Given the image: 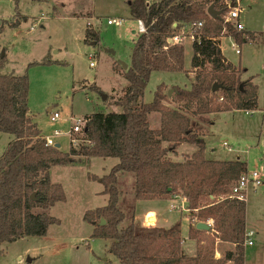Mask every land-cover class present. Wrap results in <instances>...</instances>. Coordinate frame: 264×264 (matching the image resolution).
<instances>
[{
  "label": "trees",
  "instance_id": "16d2710c",
  "mask_svg": "<svg viewBox=\"0 0 264 264\" xmlns=\"http://www.w3.org/2000/svg\"><path fill=\"white\" fill-rule=\"evenodd\" d=\"M13 1L16 15L17 0ZM210 4L223 13L228 10L225 0L128 1L131 18L140 19L145 32L135 37L123 75L126 84L113 100L120 111L87 115L81 131L85 143L79 149L71 141L65 152L46 144L29 115L27 75L3 73L5 56H0V132L11 137L0 155V242L42 236L50 224L58 223L49 208L64 195L60 184L49 179L51 166L95 156L116 157L109 172L98 177L107 195L106 204L86 211L84 219L92 224V236L109 240L108 251L119 264H243L246 203L231 195V187L246 172V162L206 158L205 142L196 132L197 122L192 116L256 109L255 84L249 77L241 78L243 70L230 64L218 45L221 35H230L239 44L253 35L229 22L223 23L222 31L223 18L213 19L206 12ZM197 21L203 26L191 45L193 80L188 88L172 86V100L183 106L163 103L168 93L162 83L156 86L152 99L144 102V89L152 71L182 70L183 44L166 41L172 24ZM10 25L18 23L12 21ZM84 33L85 42L98 41L93 29L86 28ZM207 64L210 69H205ZM214 82L220 84L216 91L211 90ZM153 112L159 113L158 127L150 126ZM182 143L195 149L184 159L175 160L173 156ZM124 173L133 175L135 200L179 195L186 201L189 219L211 220L207 230L196 228L195 223L188 225L187 238L195 240L193 252L189 253L183 243L180 222L167 227L146 225L118 205L121 191L117 182ZM101 218L103 225L99 224ZM216 240L231 243L233 250L215 257Z\"/></svg>",
  "mask_w": 264,
  "mask_h": 264
},
{
  "label": "rangeland",
  "instance_id": "374dc122",
  "mask_svg": "<svg viewBox=\"0 0 264 264\" xmlns=\"http://www.w3.org/2000/svg\"><path fill=\"white\" fill-rule=\"evenodd\" d=\"M128 1L17 0L18 9L14 15L15 2L0 0V53L3 51L5 56L2 72L27 75L29 115L41 133L52 137L64 152L68 151L70 141L76 149L85 143L81 131L70 132L71 117L85 118L94 112L120 111V107L113 104L126 84L125 69L120 62L129 64L138 35L136 19L130 16ZM235 5L241 10L237 20L253 37L240 44L235 41L240 49L238 54L231 49V39L227 36L219 37V48L230 64L243 70L241 78L249 77L255 84L257 107L254 110L229 109L192 118L197 122L196 132L203 139L205 137L211 156L243 160L247 172H261L262 183L248 188L245 193V229H253L255 233L252 235L253 244L243 245L245 264H264V0H238ZM113 18L121 19L120 23L108 24L107 20ZM222 18L227 19V12ZM12 21L18 25L11 26ZM227 21L234 22L233 19ZM86 28L97 33L96 43L84 41ZM191 45L189 39L183 44L181 71L150 73L142 97L144 102L152 99L159 83L163 84L164 91L174 85L190 86L195 73L190 62ZM91 60L93 66L89 65ZM210 68L208 64L205 67ZM172 92L163 103L181 108V102L172 100ZM53 111H58V117L52 121L49 116ZM159 119V113L153 112L149 117L150 126L158 127ZM10 139L8 134L0 132V155ZM194 149V145L182 143L177 147L175 159H184ZM116 162V157L95 156L73 164L51 166L49 179L60 184L64 195L63 200L49 208V214L57 218L58 223L50 224L42 236L0 242V264H119L108 251L109 240L92 236V224L84 219L86 211L106 204L107 195L103 193L98 177L108 173ZM133 183L132 174L119 176L118 205L126 213H134L136 220L141 218L148 223L146 225H152V221L149 222L152 218L142 217L155 202L135 200ZM166 199L174 202H160V207H169L173 219L180 222L185 231L186 201L180 202L177 197ZM189 220L196 223L194 219ZM223 243L229 246L228 249L233 248L231 243ZM219 244L220 241L216 240L215 257H221L228 247ZM185 247L189 253L193 252L195 240L188 239Z\"/></svg>",
  "mask_w": 264,
  "mask_h": 264
},
{
  "label": "built area",
  "instance_id": "2783aa9c",
  "mask_svg": "<svg viewBox=\"0 0 264 264\" xmlns=\"http://www.w3.org/2000/svg\"><path fill=\"white\" fill-rule=\"evenodd\" d=\"M225 2L227 3L228 6V10H227V19H222V31L224 30V22H231V21H227L229 19H233L234 22H232L233 26H235L237 29H244L243 25L237 20L238 16H239V12L241 11L240 9L236 8L235 3L232 0H225ZM235 2H238V0H235ZM233 3V6H230V4ZM121 19H108L107 23L108 24H113V23H120ZM203 26V22L202 21H197V22H190V23H179L177 24L176 22H174L172 24V28L173 30L170 32V34L167 36L166 41L168 44H184L186 42L187 39L190 40L191 44L192 42L198 38V36L200 35V30L201 27ZM34 26H31V28ZM136 32L137 34L143 33L145 32V26L143 24V22L140 19L136 20ZM223 33V32H222ZM222 36V37H221ZM219 37L223 38L226 35H221ZM218 37L219 40H221ZM227 38L231 39V49L236 53H240V49L238 44L235 42V40H233V38L230 35H227ZM219 45V43H218ZM89 58L92 57V54L89 53L88 54ZM89 65L93 66L94 65V61H89ZM221 99V98H220ZM247 112V111H246ZM50 120H55L58 117V111H53L50 112ZM73 123L71 126V130L70 132H80L83 129V126L86 122V118L83 117H71ZM55 134L58 133V131L54 132ZM45 142L46 144L49 145H54V141L52 140V137H48L45 136ZM223 144L225 145V142H223ZM228 150H230V147L227 148ZM262 183V178H261V172L260 171H256V170H252L250 172H244L242 174L239 175V177L237 178V180L235 181V183L232 185L231 187V195H234L237 199L239 200H243L245 199V193L247 191L248 188L251 187H256L259 186ZM182 209H184V207H182ZM207 224L210 225L211 224V220L207 221ZM254 230L252 229H246L245 231V239H244V244L246 243L247 245H252L253 241H252V235L254 234Z\"/></svg>",
  "mask_w": 264,
  "mask_h": 264
},
{
  "label": "crops",
  "instance_id": "0c3cea01",
  "mask_svg": "<svg viewBox=\"0 0 264 264\" xmlns=\"http://www.w3.org/2000/svg\"><path fill=\"white\" fill-rule=\"evenodd\" d=\"M154 1H157V0H153V1L146 0V2H148V3H151V2H154ZM43 136L45 137L46 135H43ZM204 142H205V149H204V155H205V157L206 158H211V159H220V158H214L213 156H211V154H210L211 152H208V150H207L208 148H207V143L205 141V137H204ZM210 150H213V148H211ZM175 158L176 157L173 156V159H175ZM172 197H177V199H181L180 202L181 201L182 202L183 201L185 202V199L183 197L179 196V195H174ZM171 201L174 202V200H172V199H166V198H163V199H151V200H149L148 202H155V203L153 205L149 206L150 208L147 209V213H145V215L142 218H144V219H150V218H152V219L149 220L150 223L152 221V223H151L152 225H159V226H164V227L169 226L170 224H172V223L175 222V219H173L171 213L169 212V211H171V210H169V207L167 208V206H166L164 209H162L160 207V202H168L169 203ZM185 216H186V219H187L186 230L184 231L183 230V226L180 225L181 226V237L184 240L183 243H186L187 240H188L187 239V230H188V225L190 224V220L188 218V215L185 214ZM139 221L142 222L143 220L141 218H139ZM143 223L144 224H148V223H145L144 221H143ZM219 245L221 247L222 246H228V245H226V243H223V242H220ZM228 248H229V246L228 247H225V249H227L225 251L233 250V248L232 249L231 248L228 249ZM216 253H219V252H216ZM218 255H221V254H218ZM226 264H232V263H231V261H228ZM243 264H245V262H243Z\"/></svg>",
  "mask_w": 264,
  "mask_h": 264
},
{
  "label": "water",
  "instance_id": "95a60500",
  "mask_svg": "<svg viewBox=\"0 0 264 264\" xmlns=\"http://www.w3.org/2000/svg\"><path fill=\"white\" fill-rule=\"evenodd\" d=\"M230 6H233V3H231ZM206 12L213 19H217V20H221L222 19L221 15H222L223 11L221 9L220 10L215 9L212 4H210L207 7ZM2 55H3V51L0 53V56H2ZM120 63L122 65V68L126 69L127 64H125L123 62H120ZM219 87H220V84L214 82L212 84V86H211V90L212 91H216ZM172 91H173L172 89H168L167 93L170 94ZM101 97H102V99H105V95L104 94H102ZM54 146L58 147L59 144L58 143H54ZM32 197H33V195H31V198ZM99 224L100 225L104 224V219L103 218L100 219V223ZM195 227L198 228V229H205V230L209 229V225L207 223H205V222H202V221L196 222L195 223ZM28 261H30V259H28Z\"/></svg>",
  "mask_w": 264,
  "mask_h": 264
}]
</instances>
